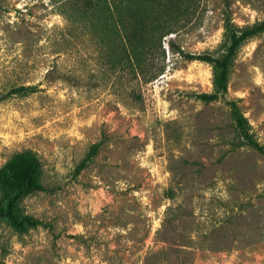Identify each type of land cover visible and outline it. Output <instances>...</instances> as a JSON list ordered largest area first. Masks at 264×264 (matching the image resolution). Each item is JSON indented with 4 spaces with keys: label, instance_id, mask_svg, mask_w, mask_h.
Instances as JSON below:
<instances>
[{
    "label": "rangeland",
    "instance_id": "obj_1",
    "mask_svg": "<svg viewBox=\"0 0 264 264\" xmlns=\"http://www.w3.org/2000/svg\"><path fill=\"white\" fill-rule=\"evenodd\" d=\"M227 17L264 0H196L141 50L103 36L99 0H0V264H264V153L228 105L264 148V32L212 102V66L179 52L221 56Z\"/></svg>",
    "mask_w": 264,
    "mask_h": 264
},
{
    "label": "trees",
    "instance_id": "obj_2",
    "mask_svg": "<svg viewBox=\"0 0 264 264\" xmlns=\"http://www.w3.org/2000/svg\"><path fill=\"white\" fill-rule=\"evenodd\" d=\"M107 6L110 11V24L105 28L103 36L106 38L107 31H111L114 38H126L136 50L150 47L155 39L175 32L178 19L181 16V8L196 0H99ZM264 32V18L246 27L239 28L233 24L230 17L224 20L223 53L221 56H214L210 53H190L179 50L182 56L188 60H199L207 62L212 66V90L200 92L196 97L203 102H212L224 97L228 90L230 68L232 60L240 45L259 33ZM34 87L19 86L9 91L10 94L21 92L23 94L33 92ZM230 116L233 120L240 145H248L255 150L264 153L263 146L255 138L251 131L248 119L241 111L236 100H228ZM101 141L94 142L85 156L76 166V171L82 170L88 161L96 155ZM44 189L39 183L26 186L17 185V191L25 189ZM6 207L0 205V213L11 216L9 208L11 199Z\"/></svg>",
    "mask_w": 264,
    "mask_h": 264
}]
</instances>
